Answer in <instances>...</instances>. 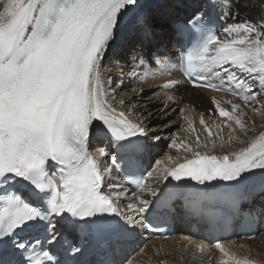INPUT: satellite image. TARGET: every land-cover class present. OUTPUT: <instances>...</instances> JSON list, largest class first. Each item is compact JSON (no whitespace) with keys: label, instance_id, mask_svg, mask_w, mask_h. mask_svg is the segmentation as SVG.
Wrapping results in <instances>:
<instances>
[{"label":"snow or ice","instance_id":"6c2138e0","mask_svg":"<svg viewBox=\"0 0 264 264\" xmlns=\"http://www.w3.org/2000/svg\"><path fill=\"white\" fill-rule=\"evenodd\" d=\"M223 7V0H206L177 18L169 0H0V264H81L78 257L92 240L114 255L158 227L162 212H176L177 201L181 214L226 212L232 221L242 218L241 227L264 221V130L250 127L239 104L229 110L214 101L219 116L245 137L238 151L211 154L173 139L170 147L191 158L167 167L157 161L146 173L152 186L140 171L152 115L137 111L135 97L117 102L111 75L103 79L113 46L120 50L114 51L117 63L126 56V64L139 59L145 66L137 45L174 37L193 86L219 87L198 82L193 73L227 82L259 111L264 18L229 24L223 33L231 39L221 38L212 14ZM186 37L191 48L182 43ZM153 61L175 67L156 52ZM204 130L212 142V131ZM114 173L140 189L126 208ZM215 247L227 255L221 243Z\"/></svg>","mask_w":264,"mask_h":264},{"label":"bare ground","instance_id":"6f19581e","mask_svg":"<svg viewBox=\"0 0 264 264\" xmlns=\"http://www.w3.org/2000/svg\"><path fill=\"white\" fill-rule=\"evenodd\" d=\"M190 1L191 4H188ZM169 2L172 5L173 15L177 18H183L193 7L197 5L203 7L206 0H169ZM223 2L224 7L218 9L219 16L222 19L221 38L231 39L223 33V28L229 24L240 22L243 19L255 21L264 18V0H223ZM177 44V40L170 37L160 40L158 44L145 45L144 48L137 45V50L142 52L148 61L145 66H140L139 59L135 63L126 64L125 60L128 59L126 56L119 59L117 63V59H114V51L116 55H120V50L116 46H113L114 51H109L104 62L103 79L107 81L109 74L111 75L114 83L110 90L115 92L117 102L121 98L127 100L135 97L132 99V105H135L137 111L145 115L149 113L152 115L148 140H155L152 133L160 137L159 140H155L154 148H149L153 152L146 155L148 160H152V156L156 157V160L152 163V171L157 161L161 162V167H166L181 158L182 153H184L183 148L177 150L170 147L173 139L177 143L193 144L186 134L189 122H194V126H196L203 142L207 143V149L211 154L222 155L225 152L238 151L243 146L240 141L244 140L245 137L242 136L234 121H228L226 118L219 116L214 101L229 110L231 103L239 104L241 111L250 114L252 117L254 124H250V127L254 126L257 133L264 130V106L258 105L259 111L254 112L245 104L240 95L234 94L239 91L234 85L227 82L221 85L219 80L209 77L210 81L224 90L213 91L204 88H192L183 81L177 68L171 72H165L153 61V52L161 57L162 63L175 61ZM166 51L171 52V55H168ZM146 71L149 73L148 75H145ZM166 80H176L177 83L166 90L160 87V84ZM120 84L123 86L117 87ZM169 96L173 97L171 101L168 100ZM179 110L181 112L178 114ZM133 119H135V115H133ZM201 119L206 124L211 125L212 142H209L208 134L203 132ZM218 135L221 137L220 139L217 138ZM168 138L169 140H167ZM213 142L215 147H213ZM92 151L94 154H98L95 147ZM169 157H171V160L168 159ZM121 188L124 193L121 207L126 208L127 204L132 201L133 196L139 194L140 191L130 193L128 192L129 188L125 186H121ZM258 204L259 201H257ZM257 205H253V207L258 211ZM176 207V213L171 216L178 217L180 223L175 227L176 233L174 236L167 240L151 239L146 235L138 237L129 249L131 253L125 251L120 259L126 261L127 264H161V261L163 264L169 262L179 264H235L236 260L264 264L263 232L252 240L238 236L236 244L232 241L234 237L232 239H222L223 247L227 252V255H225L215 247V244L205 240L201 230L199 233L192 232L191 227L194 223L200 229L204 227L200 226L189 214L180 213L179 201L176 203ZM198 246H202L204 251L199 252Z\"/></svg>","mask_w":264,"mask_h":264},{"label":"rangeland","instance_id":"374dc122","mask_svg":"<svg viewBox=\"0 0 264 264\" xmlns=\"http://www.w3.org/2000/svg\"><path fill=\"white\" fill-rule=\"evenodd\" d=\"M181 111L179 110L177 113L179 114Z\"/></svg>","mask_w":264,"mask_h":264}]
</instances>
